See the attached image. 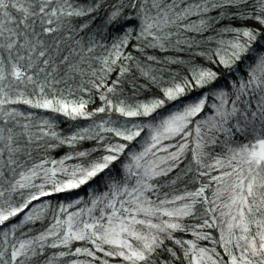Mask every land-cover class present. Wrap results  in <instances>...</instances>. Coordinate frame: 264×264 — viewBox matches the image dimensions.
<instances>
[{
	"label": "snow or ice",
	"instance_id": "snow-or-ice-1",
	"mask_svg": "<svg viewBox=\"0 0 264 264\" xmlns=\"http://www.w3.org/2000/svg\"><path fill=\"white\" fill-rule=\"evenodd\" d=\"M0 264H264V0H0Z\"/></svg>",
	"mask_w": 264,
	"mask_h": 264
}]
</instances>
